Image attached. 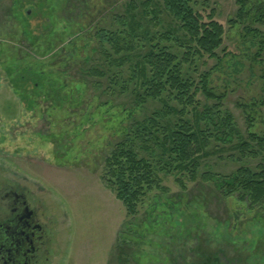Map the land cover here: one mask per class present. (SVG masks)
<instances>
[{
    "label": "rangeland",
    "instance_id": "rangeland-1",
    "mask_svg": "<svg viewBox=\"0 0 264 264\" xmlns=\"http://www.w3.org/2000/svg\"><path fill=\"white\" fill-rule=\"evenodd\" d=\"M131 1L141 5L143 0L50 2L49 15L60 22L61 31H67L63 42L55 45L52 58L59 61L58 69L68 71L73 78L70 81L80 78L78 65H84V60L66 61L73 53L68 45L79 40L84 47L96 49L93 43L97 42V30L116 26V16L123 14ZM193 1L198 10L206 15L213 12L224 25V47L231 52L220 62L206 55L191 72L196 82L202 79V73L209 72L212 77L210 88L216 97H208L200 88L199 109L230 111L244 135L264 138L262 41L258 39L259 46L249 44L255 33L246 36V24L231 27L229 21L236 17L237 0ZM35 3L0 2V175L26 180L34 198L43 203L46 217L56 222L54 255L48 264H184L179 259L190 244L194 264H219L222 256L232 264H264V208L251 209L248 203L222 196L217 183L203 177L209 173L230 174L241 166L256 168L264 163L262 151L255 157H245L228 142L208 133L211 152L203 157L197 180H192L191 172H159L166 190L148 192L139 205V214L129 216L124 203L103 180L109 143L117 137L102 124L97 107L101 103L98 98L105 101L109 96L96 89L92 81L87 96L76 108L78 118L74 122L82 120L80 115L85 112L91 114V119L79 128L67 126L69 131L60 137L61 147L57 148L53 140H58L54 136L61 134V125H56L49 114L43 116V112L24 107L2 63L3 43L29 51V43L21 33L22 20L34 15L30 7ZM45 8L46 4L42 9L38 6L42 11ZM129 95L117 96L116 103H129ZM155 108H161V103H149L137 116L143 120ZM203 122L207 130L208 122ZM257 141L252 144L259 150ZM58 159L63 160L62 164Z\"/></svg>",
    "mask_w": 264,
    "mask_h": 264
},
{
    "label": "trees",
    "instance_id": "trees-1",
    "mask_svg": "<svg viewBox=\"0 0 264 264\" xmlns=\"http://www.w3.org/2000/svg\"><path fill=\"white\" fill-rule=\"evenodd\" d=\"M34 1L37 3L30 7L34 15L24 16L21 29L29 51L2 44V63L14 92L27 110L49 114L56 125H61V134L54 136L58 140H53L58 149L60 137L69 131L67 126L79 128L91 119V114L85 112L80 115L82 120L74 122L78 118L76 108L87 96L91 81L102 94H108L105 101L98 98L101 103L97 107L102 124L117 139L109 143L103 180L124 203L129 216L139 214V205L148 192L155 188L166 190L159 172H191L192 180H197L201 161L211 152L208 133L228 142L230 148L245 157L264 153V138L252 133L244 135L233 113L215 112L213 107L201 111L198 107L200 88L208 97L216 96L210 88L209 72L202 73L198 82L191 72L206 55L220 62L231 53L224 47L226 29L213 12L204 14L193 0H143L141 5L131 1L124 13L116 16V26L97 30V42L93 43L96 49L84 47L79 40L68 45L73 53L67 55L66 61L84 60V65H78L80 78L70 81L73 78L68 71L58 69L59 61L52 58L55 45L63 42L67 33L49 15L47 6L57 0ZM45 4L47 9H38ZM237 5L236 17L229 21L231 27L246 24V36L255 33L249 44L259 46L260 39L264 47V0H237ZM130 93L131 107L127 102L116 103L117 96L127 97ZM155 101L161 103V108L139 119L137 112ZM203 120L208 122L207 130ZM256 140L259 150L253 148L252 141ZM58 161L62 164L63 160ZM203 177L214 180L222 196L248 203L251 209L264 208V163ZM192 247L190 244L180 256L181 263L194 264ZM219 264L232 262L222 256Z\"/></svg>",
    "mask_w": 264,
    "mask_h": 264
},
{
    "label": "flooded vegetation",
    "instance_id": "flooded-vegetation-1",
    "mask_svg": "<svg viewBox=\"0 0 264 264\" xmlns=\"http://www.w3.org/2000/svg\"><path fill=\"white\" fill-rule=\"evenodd\" d=\"M55 226L26 180L0 175V264H48Z\"/></svg>",
    "mask_w": 264,
    "mask_h": 264
}]
</instances>
